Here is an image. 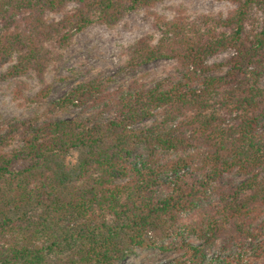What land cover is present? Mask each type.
<instances>
[{"label": "trees", "instance_id": "1", "mask_svg": "<svg viewBox=\"0 0 264 264\" xmlns=\"http://www.w3.org/2000/svg\"><path fill=\"white\" fill-rule=\"evenodd\" d=\"M161 1L0 0V81L19 96L33 74L35 104L77 33L140 9L153 32L126 66L177 69L114 90L81 82L40 115L0 118V264H122L132 248L175 255L166 264H264V0L171 19L150 12ZM69 108L83 117H57Z\"/></svg>", "mask_w": 264, "mask_h": 264}, {"label": "rangeland", "instance_id": "2", "mask_svg": "<svg viewBox=\"0 0 264 264\" xmlns=\"http://www.w3.org/2000/svg\"><path fill=\"white\" fill-rule=\"evenodd\" d=\"M184 9L185 14L195 17L202 14L225 15L233 9L227 1L218 0H162L150 12L171 19L173 8ZM74 4H69L66 12H71ZM63 14H48V20L61 19ZM152 18L145 10L130 12L113 26L92 24L77 33L71 43L61 51L59 60L51 64L45 75L44 82L49 92L45 101L35 104L31 100L42 88V83L33 74L21 78L24 90L19 96L14 93L15 85L9 80L0 81V118L2 120H25L40 115L47 104L58 100L76 84L93 79L109 78V90L127 86L133 80L144 83L158 81L169 75H176L174 60H157L132 69L126 66L127 52L143 36L152 33ZM230 56V52L222 53L209 59L210 63H219ZM10 64L0 66V75ZM264 89V79L261 82ZM60 119L81 118L79 108H69L57 115ZM15 148V144H11ZM69 161L77 156L71 152ZM232 182H239L240 177L232 175ZM215 249H212V253ZM175 255L161 254L154 248H132L122 264H166Z\"/></svg>", "mask_w": 264, "mask_h": 264}]
</instances>
